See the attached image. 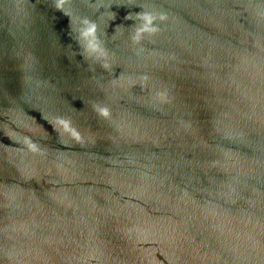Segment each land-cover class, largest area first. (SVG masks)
Wrapping results in <instances>:
<instances>
[{
	"label": "water",
	"instance_id": "95a60500",
	"mask_svg": "<svg viewBox=\"0 0 264 264\" xmlns=\"http://www.w3.org/2000/svg\"><path fill=\"white\" fill-rule=\"evenodd\" d=\"M0 264H264V0H0Z\"/></svg>",
	"mask_w": 264,
	"mask_h": 264
},
{
	"label": "snow or ice",
	"instance_id": "6c2138e0",
	"mask_svg": "<svg viewBox=\"0 0 264 264\" xmlns=\"http://www.w3.org/2000/svg\"><path fill=\"white\" fill-rule=\"evenodd\" d=\"M105 115H107V113H105Z\"/></svg>",
	"mask_w": 264,
	"mask_h": 264
},
{
	"label": "clouds",
	"instance_id": "9594fccd",
	"mask_svg": "<svg viewBox=\"0 0 264 264\" xmlns=\"http://www.w3.org/2000/svg\"><path fill=\"white\" fill-rule=\"evenodd\" d=\"M91 31V30H90Z\"/></svg>",
	"mask_w": 264,
	"mask_h": 264
}]
</instances>
